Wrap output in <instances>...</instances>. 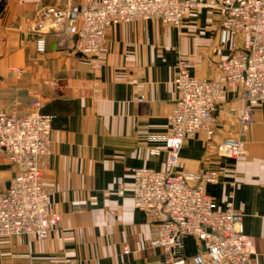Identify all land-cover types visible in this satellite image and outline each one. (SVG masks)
I'll return each mask as SVG.
<instances>
[{
    "label": "crops",
    "instance_id": "0c3cea01",
    "mask_svg": "<svg viewBox=\"0 0 264 264\" xmlns=\"http://www.w3.org/2000/svg\"><path fill=\"white\" fill-rule=\"evenodd\" d=\"M82 1L0 0V114L22 117L39 100L42 112L54 116L50 154L40 158L39 169L61 216L45 240L0 238V264H158L162 249L151 245L158 217L134 208L131 172L165 171L163 137L179 62L193 78L217 79V64L245 39L223 33L218 12L200 8L179 29L157 20L117 24L94 56H76L72 37L52 30L45 34V52L37 54L30 26L40 13ZM244 104L240 89L228 88L216 108L214 136L186 141L173 172L186 174L188 184L220 210L242 216L253 246L250 264H264V106L254 110L252 126L240 136ZM224 139H241L244 154L219 157ZM204 171L216 172V182L199 184L194 176ZM13 176L0 148V192ZM199 254L186 237L185 259L192 263Z\"/></svg>",
    "mask_w": 264,
    "mask_h": 264
},
{
    "label": "built area",
    "instance_id": "2783aa9c",
    "mask_svg": "<svg viewBox=\"0 0 264 264\" xmlns=\"http://www.w3.org/2000/svg\"><path fill=\"white\" fill-rule=\"evenodd\" d=\"M195 8L215 10L222 18L223 33L241 34L245 39L217 64V79L193 78L186 63L179 62L173 80L176 99L163 137L165 171L132 170L133 206L158 217L151 232V245L162 249L158 264H250L253 246L243 234L242 216L230 208L220 210L209 196L188 184L186 174L173 170L186 141L197 134L212 139L216 108L228 88L238 87L245 101L238 118L240 136L252 126L254 110L264 106V0H217L211 4L200 0H83L79 5L46 8L30 31L36 35L37 54L45 52V34L62 29L67 37L76 36L74 53L94 56L108 30L117 24L157 20L179 29L186 14ZM53 120V115L42 112L39 100L22 117L0 114V148L14 168L8 187L0 192V238L45 240L61 220L51 207L39 169L40 158L50 154ZM216 151L219 157L236 160L245 152L244 142L224 139ZM194 178L202 185L213 184L217 173L204 171ZM186 237L193 238L200 251L192 263L184 257Z\"/></svg>",
    "mask_w": 264,
    "mask_h": 264
},
{
    "label": "water",
    "instance_id": "95a60500",
    "mask_svg": "<svg viewBox=\"0 0 264 264\" xmlns=\"http://www.w3.org/2000/svg\"><path fill=\"white\" fill-rule=\"evenodd\" d=\"M1 9H2V4H0V12H1ZM72 40H73V43H75V41H76V36H73ZM72 51H73V49H72ZM76 56H78V57H82V55L79 54V53H76Z\"/></svg>",
    "mask_w": 264,
    "mask_h": 264
},
{
    "label": "rangeland",
    "instance_id": "374dc122",
    "mask_svg": "<svg viewBox=\"0 0 264 264\" xmlns=\"http://www.w3.org/2000/svg\"><path fill=\"white\" fill-rule=\"evenodd\" d=\"M198 9H200V8H195V9H193L191 12L187 13L186 16L189 15V14H191V13L194 12L195 10H198Z\"/></svg>",
    "mask_w": 264,
    "mask_h": 264
}]
</instances>
